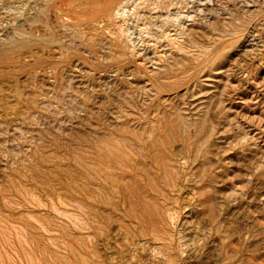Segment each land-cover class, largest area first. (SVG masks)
<instances>
[{
  "label": "rangeland",
  "instance_id": "374dc122",
  "mask_svg": "<svg viewBox=\"0 0 264 264\" xmlns=\"http://www.w3.org/2000/svg\"><path fill=\"white\" fill-rule=\"evenodd\" d=\"M0 264H264V0H0Z\"/></svg>",
  "mask_w": 264,
  "mask_h": 264
}]
</instances>
